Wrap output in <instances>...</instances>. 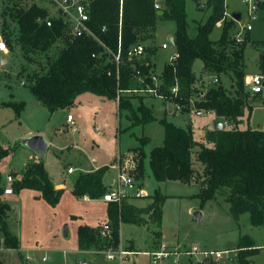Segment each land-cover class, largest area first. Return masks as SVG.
<instances>
[{
	"label": "trees",
	"instance_id": "obj_1",
	"mask_svg": "<svg viewBox=\"0 0 264 264\" xmlns=\"http://www.w3.org/2000/svg\"><path fill=\"white\" fill-rule=\"evenodd\" d=\"M5 7L4 16H9L18 26V34L12 31L13 24L5 21L2 34L9 51L19 49L28 64H22L18 78L24 77L33 95L51 113L73 108L77 99L87 93L109 100L118 101L120 115L128 112L132 128L157 121L151 108L145 105L142 97L131 96L132 82L144 80L146 87H156L154 73V46L146 47L149 57L130 59L129 50L138 44L154 39L157 24L161 19L175 21V49L178 57L166 64L161 75L157 95L173 105L180 106L183 112L196 110L210 112L233 123L231 129L211 131L206 136L208 146L197 142L191 125L188 128L177 126L165 119L159 120L165 130L164 145L155 147L150 155V167L159 183L180 182L191 184L194 179L204 178L203 188L198 196L202 203L212 200L216 194L228 190L227 201L235 220L249 214L255 227L264 225V130L240 129L245 108L250 105L251 91L246 88L245 51L251 42L247 33L243 42H238L232 32L237 27L234 20L228 19L226 0H207L205 9L211 10L206 23L198 27V35L188 34L187 0H162L158 15L157 0H87L89 4L90 29L98 39L84 35L74 38L69 35L62 19L51 17L48 9L40 4L30 5L28 0H12ZM202 6L200 0H194ZM52 20V26L47 20ZM224 21V29L218 41L212 40L216 26ZM145 45V44H143ZM262 50L259 62L264 76V41L259 42ZM58 49L53 56V50ZM120 51V63L114 55ZM153 55V56H152ZM44 62L37 60V57ZM204 63L201 77L194 71L195 63ZM31 64H37L33 70ZM215 75L218 84L206 85L203 76ZM229 77L233 83L227 86L221 79ZM1 78V76H0ZM2 80V79H1ZM178 87V92L172 89ZM259 95V94H256ZM140 99V105L133 101ZM5 107L15 110L18 117L26 108L25 102H2ZM127 130V128L125 129ZM149 138L142 139V145L131 149L139 157V179L144 180L147 155L144 146ZM8 151L0 153V161L8 157ZM194 157L202 165L203 173L195 168ZM109 167L91 172H81L74 181L72 190L76 198L89 197L101 200L111 190L105 184ZM15 179L12 189L19 194L23 190L40 193L52 207H57L65 193L57 189L49 175L45 161L30 163L22 174L12 173ZM0 171V248L19 250L20 239L12 234L7 222L11 207L2 202L6 186ZM140 186L145 187L143 182ZM152 203L139 209L124 199L122 204H108V225L110 232L103 235L104 227L92 228L84 225L78 229V247L84 251H110L121 246V225L138 226L152 223L162 225L163 207L168 196L156 191ZM146 215L148 219L145 218ZM156 232L155 238H161ZM157 240V242H159ZM238 264H253L251 258L260 253L254 240L243 236L238 246ZM212 260L205 264H214ZM0 264H5L0 259Z\"/></svg>",
	"mask_w": 264,
	"mask_h": 264
},
{
	"label": "rangeland",
	"instance_id": "obj_2",
	"mask_svg": "<svg viewBox=\"0 0 264 264\" xmlns=\"http://www.w3.org/2000/svg\"><path fill=\"white\" fill-rule=\"evenodd\" d=\"M157 1L162 7L164 6L162 0ZM12 3V0H0V33H2L5 21L12 23L9 16L3 15L5 7ZM205 3L206 1L202 0L203 5L198 6L194 0H187L188 34L191 38L197 37L199 25L206 23L211 16L212 11L205 9ZM226 6L228 13L233 14L234 11H238L243 15V25L252 24L253 26L250 32L251 42L245 51L246 73L259 75L262 50L257 44L264 41V14H260L257 21H251L243 0H226ZM12 24V31L18 34V26L15 27L16 25ZM223 29L224 23L218 24L211 36L212 40L218 41ZM176 31L175 21L161 19L157 24L154 39L143 43L145 46L152 44L154 51L157 50L153 59L154 73L158 75L163 73L171 57L176 55V50L172 45L166 50L159 46L168 43L169 37ZM238 32H240L239 25L233 30V36H236ZM19 49L4 54L9 63L0 68V153L4 150L9 153L8 157L0 161V171L6 180L9 174L12 175L14 172L22 174L30 163H38L40 158L24 147L21 141L27 137L41 135L52 144L45 159L46 169L56 183L67 179L66 185L69 193L63 195L57 207H52L44 199H36L37 192L31 190H23L19 194L2 197L3 203L13 207L8 214L7 222L12 234L19 236L22 247V250L0 248V259L5 264H80L85 261L89 264H200L199 258L178 255V250L173 252L170 248L172 246L178 247L181 252L192 250L195 246L202 250L228 251V255H224L219 261H214V264H238V246L241 237L252 236L258 244L264 246V225L253 226L249 214L242 215L235 220L226 197L228 190L220 191L212 200L202 203V199L198 196L203 188L204 178L202 176L194 179L191 184L159 183L154 178L150 167V155L155 147L163 146L165 140V130L159 120L165 119L183 128H188L192 121L195 140L204 143L202 137L207 129L205 124L213 117V114L209 112L197 115L192 111L188 114V112L176 110V107L172 112L169 110L172 105L162 97L151 93L144 85V80L140 78L132 82L129 95L147 97L144 103L149 108L151 107L158 120L153 123L144 126L137 125L125 130L129 125L127 118L129 113L123 111L120 115L118 101L105 97L91 99L97 96L94 97L90 93L81 97L78 107L51 113L33 95L27 86L26 79L24 80L25 75L18 78L22 64H28L23 57V52ZM57 50H53V56L56 55ZM149 56L147 53L142 60ZM36 58L44 62L38 56ZM203 66L204 63L201 60L195 63L194 71L198 76ZM36 67L37 64H31L33 70ZM210 75L212 74L207 75L208 81H211ZM223 78L227 86L233 83L229 77ZM207 84L212 85L213 82ZM246 88L251 90L249 86ZM252 97L251 95L250 99ZM8 101L26 103V108L20 117L14 109L2 104ZM140 102V99H135L134 106L138 107ZM249 106L252 108H245L240 129L264 130V92ZM68 115H72L75 119L76 132H73L72 126L66 125ZM225 126L231 127L227 122ZM143 138H149L144 146L147 155L145 178L144 180L139 179V170L135 177L137 182L145 184L146 192L151 195H154L156 191H161L168 196L163 207L161 227L124 223L123 245L136 240L140 253H132L123 261L119 258L109 260L108 252L110 251L80 250L78 247L79 225L87 223L98 227L100 224H105L108 218V204L102 200L85 202L77 199L71 192L76 177L85 170L81 164L83 161L81 153L86 154L89 161L105 156L106 161L100 160V162L111 166V163L117 164L120 155L128 153L129 148L141 146ZM128 154L139 157V154L137 155L134 151ZM194 162L196 170L202 174L204 168L196 157H194ZM70 168H75L74 174L68 173ZM3 183L7 188V181ZM74 215L82 216L83 219H73ZM66 226L69 228V236H65ZM156 230L162 233V244L169 246L170 253H174L159 263L154 262L152 256L144 253L152 246L151 235ZM44 258H46L45 261ZM252 261L253 264H264V247Z\"/></svg>",
	"mask_w": 264,
	"mask_h": 264
},
{
	"label": "built area",
	"instance_id": "obj_3",
	"mask_svg": "<svg viewBox=\"0 0 264 264\" xmlns=\"http://www.w3.org/2000/svg\"><path fill=\"white\" fill-rule=\"evenodd\" d=\"M29 1V0H28ZM202 2V0H200ZM207 1V0H203ZM246 5V11L248 17L251 21H257L260 14H264V0H243ZM30 5L40 4L48 9L51 17L62 19L63 22L67 25L69 35L78 38L84 35L92 36L95 39H98L94 32L90 29L88 23L90 22V13H89V4L87 0H30ZM227 7V6H226ZM158 10L161 9L160 4L156 5ZM238 12H234L233 14L227 12L228 19L234 20L240 26V32L235 36L238 42H243L247 33H250L253 30L252 24H248L247 26L242 24L243 15L241 14V20L237 21L233 18L235 14ZM240 13V12H239ZM52 20H47V25L52 26ZM224 23V21L220 22ZM219 23V24H220ZM171 46L170 42L163 44V49H168ZM120 51L117 55H114L115 61L117 64L120 63ZM9 47L2 33H0V68L4 67L3 62L6 60V56L4 54H8ZM146 54V47L143 44H138L133 46L129 50L130 59H142ZM178 57V54L174 55L171 58L172 62ZM142 79V78H140ZM152 80L155 86H159L161 81V75L155 74L152 77ZM143 81V79H142ZM144 83V81H143ZM219 79L216 77L213 81V84H218ZM246 85L250 87V91L253 94H262L264 92V76L253 75L250 77V81L246 80ZM156 87H147L150 92L157 95ZM173 93L178 92V87L172 89ZM158 96V95H157ZM176 108L182 110L180 106L175 105ZM195 113L197 115H202L205 111L196 110ZM68 121L74 125V117L72 115L68 116ZM76 130V128H74ZM133 154H129L128 156H120L118 163L113 166L114 169L118 172V180L115 188L111 189L105 196L104 200L107 203H118L122 204L124 199L127 198H144L147 197V192L145 187L140 186V183L136 180V172L139 170V158ZM69 173H75L74 168L69 169ZM15 179L12 175H8L7 183L8 187L5 190L6 195H13L12 185ZM110 232L109 225H105L103 229V235L107 236ZM131 252H128L123 249L110 250L108 252L109 260H117L118 258L123 261L127 258V256L131 255ZM178 255H185L190 258H199L200 264H205L210 261L221 260L224 255H228V251H209L202 250L199 247H193L192 250H187L184 252H177ZM173 253H170L167 247H162L160 251L154 252L151 256L154 259V262H160L164 258H169ZM46 258H44V261Z\"/></svg>",
	"mask_w": 264,
	"mask_h": 264
},
{
	"label": "crops",
	"instance_id": "obj_4",
	"mask_svg": "<svg viewBox=\"0 0 264 264\" xmlns=\"http://www.w3.org/2000/svg\"><path fill=\"white\" fill-rule=\"evenodd\" d=\"M161 6V5H160ZM161 8H162V6H161ZM234 12H238V11H234ZM237 14H241V13H237ZM238 26V25H237ZM237 28V27H236ZM172 36H174L175 37V33L172 35ZM172 36H170L169 37V40H170V38L172 37ZM235 37V36H234ZM250 37H251V34H250ZM163 46V45H162ZM162 46H159V47H162ZM174 47V46H173ZM175 48V47H174ZM166 50V49H165ZM176 50V49H175ZM173 57V56H172ZM171 57V58H172ZM6 60L8 61V59L6 58ZM171 61V60H170ZM9 63V62H8ZM7 63V64H8ZM157 74V73H156ZM261 74V73H260ZM259 74V75H260ZM158 75V74H157ZM159 75H162V73L161 74H159ZM208 75V74H207ZM207 75H204L203 77V82L206 84V85H209V84H207V83H210V82H213L214 81V79L216 78V76H213V75H210V79H211V81H208V78H207ZM255 75H258V74H255ZM251 76H253V75H249V74H247V77H246V80L248 81H250V77ZM199 77H201V74H200V76ZM214 77V78H213ZM213 79V80H212ZM219 79V78H218ZM224 83H225V80H224V78L222 77V79H221ZM208 81V82H207ZM226 84V83H225ZM251 95L253 96L251 99H250V103H252L253 102V100L254 99H256L257 97H260L262 94H259V95H256V94H253L252 92H251ZM83 96V95H82ZM82 96H80L78 99H77V101H76V104H75V106H74V108L75 107H78L79 106V104L81 103V97ZM94 97L96 96V95H93ZM96 98H98V96L97 97H95V98H91V99H96ZM145 98H147V97H143V102H144V99ZM100 99V98H99ZM166 101V100H165ZM166 102H168V101H166ZM169 104H171L172 106L169 108V110L170 111H174V107H176L175 105H173L172 103H170V102H168ZM147 106V105H146ZM149 107V106H148ZM151 108V107H150ZM251 108H252V106H251ZM69 110V109H68ZM176 110H178L177 108H176ZM194 113V112H193ZM205 113H207V112H205ZM209 113V112H208ZM188 114H191L190 112H188ZM212 114V113H211ZM69 116V115H68ZM243 118V117H242ZM190 119H191V117H190ZM74 121H75V119H74ZM158 121V120H157ZM241 121H242V119H241ZM228 123L231 127H226L225 126V123ZM219 123H222L223 124V129H231L232 127H233V123L231 122V121H229V120H226L225 118H220V117H217V116H215L214 114H213V117L205 124L206 125V133H205V135H204V137H202V140L204 141V143L206 142L205 140H206V136L209 134V132H211V131H217L216 130V127L219 125ZM67 126H72V130H73V132H76L77 131V126H76V124L74 123V125L73 124H71L69 121H68V119H67V124H66ZM131 125V123H130V121H129V125H128V127ZM189 125H191V127H192V129H193V132L195 131L194 130V128H193V124H192V121H190V123H189ZM128 127H126L127 128V130H128ZM74 128H76V130H74ZM121 129V128H120ZM119 129V130H120ZM222 129V130H223ZM122 130V129H121ZM120 132V131H119ZM195 133V132H194ZM31 134V133H30ZM34 136H36V135H34ZM41 136V135H40ZM195 136V135H194ZM47 141V140H46ZM48 142V141H47ZM200 142H202V141H200ZM49 144H50V142H48ZM207 143V142H206ZM205 143V144H206ZM207 145L208 146H212V144H209V143H207ZM52 148V144H50V147H49V149H51ZM133 148H135V147H132V148H129L128 149V153H130V151H131V149H133ZM48 149V150H49ZM79 149H77V151H78ZM80 151V150H79ZM33 152V151H32ZM82 152V151H81ZM34 153V152H33ZM47 153H48V151H47ZM121 153V152H120ZM128 153H123V154H121L120 156H125L126 154H128ZM35 154V153H34ZM76 155H78V154H76ZM81 159L83 160L82 161V167L85 169L84 170V172H91V171H94V170H98V169H100V168H102V167H109V171L107 172V175H106V177H105V184L110 188V187H112V186H114L113 188H115L116 187V185H117V180H118V172H117V170L116 169H114L113 168V166H115V163H111L112 165L110 166V165H107L106 163H102V162H100V160L101 161H103V162H105L106 161V157L104 156V157H99V159L98 160H90L89 161V159H88V157H87V155L86 154H83V153H81ZM129 155V154H128ZM128 155H126V156H128ZM46 156H47V154H46ZM79 156V155H78ZM46 159V158H45ZM39 161H41V159L39 160ZM45 161V160H44ZM74 167V166H73ZM75 169V168H74ZM77 170V169H76ZM69 173V172H68ZM19 174V173H18ZM70 174V173H69ZM74 174V173H73ZM10 175V174H9ZM53 180V179H52ZM66 182H67V179L65 178V179H63V182H58V183H56L55 181H54V183H55V185H56V188L57 189H62V190H64L65 191V195H67L69 192H68V188H67V185H66ZM9 185H7V187H8ZM73 187H74V184H73V186H72V189H71V192H72V190H73ZM113 188H111V189H113ZM36 192V191H35ZM149 192H147V197H144V198H128L129 199V203L130 204H132L133 206H135V207H137V208H139V209H144V208H146L147 206H149L151 203H152V199H151V197H152V195L149 193ZM15 194V193H14ZM13 194V195H14ZM73 194V193H72ZM5 196H11V195H4L3 197H5ZM40 193L39 192H37V194L35 195V198L36 199H41L40 198ZM77 199H79V200H83V201H85V202H89V201H93V200H91L89 197H83V198H77ZM102 200V202H104V203H106V204H109V203H107L103 198L101 199ZM10 207H11V211L13 210V207L10 205ZM148 216L149 215H146L145 216V218L146 219H148ZM107 217H108V215H107ZM80 218H82L83 219V217L82 216H78V215H74V217H73V219H80ZM108 218L106 219V223L105 224H103V225H99L98 227H94V226H92V225H89V224H87V223H85L84 225H87V226H90V227H92V228H99V227H101V226H105V225H107V223H108ZM83 224H80L79 225V227L80 226H84ZM123 226H124V223L121 225V246H120V248H123V250H126V251H128V252H131V253H136V254H138V253H140V251H139V249H138V245H137V241L136 240H132V241H129L128 243H126L125 245H123V242H122V229H123ZM144 226H147V227H150V226H156V225H154V224H152V223H148V224H146V225H144ZM67 227V235H66V229H65V236H69V228H68V226H66ZM79 227H78V229H79ZM161 227V226H160ZM156 232H160V231H154L153 232V234L151 235V238H152V240H153V244H152V246L148 249V251H146V252H144V253H147L148 255H150L151 256V254L152 253H154V252H158V251H160L161 250V248L162 247H167L168 249H169V246H165V245H163L162 244V241H161V239H162V235H161V238L158 240V239H156L155 238V234H156ZM162 234V233H161ZM18 238H19V236L18 235H16ZM245 236H247V235H245ZM253 240H254V242H255V245L258 247V248H260V252H261V250L263 249V247L264 246H261L260 244H258V242L256 241V239H254L252 236H250ZM157 240L159 241V242H157ZM172 250H173V252L174 251H176V250H178V252L180 251L181 252V249H178V247H176V246H172V247H170ZM236 248V247H235ZM21 250H22V247L20 248ZM170 250V249H169ZM190 250V249H189ZM204 250V249H203ZM185 251H187V250H185ZM209 251H214V250H209ZM184 252V251H183ZM174 254V253H173ZM260 254V253H259ZM171 257V256H170ZM254 258V257H253ZM253 258H251V261H252V259ZM44 260V259H43ZM159 263V262H158ZM252 263H253V261H252Z\"/></svg>",
	"mask_w": 264,
	"mask_h": 264
},
{
	"label": "water",
	"instance_id": "obj_5",
	"mask_svg": "<svg viewBox=\"0 0 264 264\" xmlns=\"http://www.w3.org/2000/svg\"><path fill=\"white\" fill-rule=\"evenodd\" d=\"M158 15L159 16L164 15V11L160 9L158 11ZM233 18L236 19L237 21H239V20H241V14H235L233 16ZM169 42H170V44L172 46L175 47L176 43H175V37L174 36H172L170 38ZM7 63H8V61L4 60L3 65L5 66ZM222 129H223V124L219 123V125L216 127V130L217 131H221ZM21 144L24 147H26V148L30 149L31 151H33L41 159V161L45 160L47 151H48V149L50 147V144L46 141V139L43 136H40V135L24 138L21 141ZM196 215H198V214H196ZM66 235H67V227H66ZM80 264H89V263H87L85 261V262H82Z\"/></svg>",
	"mask_w": 264,
	"mask_h": 264
}]
</instances>
